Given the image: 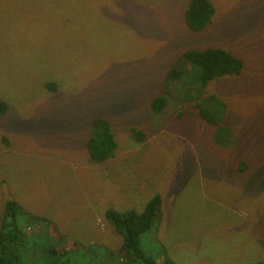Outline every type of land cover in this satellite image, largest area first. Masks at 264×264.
<instances>
[{"label":"rangeland","instance_id":"1","mask_svg":"<svg viewBox=\"0 0 264 264\" xmlns=\"http://www.w3.org/2000/svg\"><path fill=\"white\" fill-rule=\"evenodd\" d=\"M211 1L213 21L195 34L186 0H0V222L14 199L64 237L19 215L21 264H95L76 242L119 248L105 210L140 211L154 194L162 219L140 238L146 251L162 243L177 264L264 259V0ZM207 45L245 63L206 89L226 102V148L190 104L149 106L182 52ZM97 116L117 143L101 163L85 145Z\"/></svg>","mask_w":264,"mask_h":264},{"label":"trees","instance_id":"2","mask_svg":"<svg viewBox=\"0 0 264 264\" xmlns=\"http://www.w3.org/2000/svg\"><path fill=\"white\" fill-rule=\"evenodd\" d=\"M214 14L215 7L211 0H186L183 11L184 25L192 33L200 34L211 25ZM244 67L243 57L227 48L218 45L188 48L168 68L161 91L150 99L149 106L154 114H158L172 97L190 104L202 121L213 126L212 136L215 144L221 148L230 147L236 141V134L224 123L226 102L218 94L207 93L206 89L209 83L216 79L240 76ZM45 87L56 90V84L53 82L47 83ZM6 108L7 104L0 101V115ZM132 135L137 140L143 139L141 131L134 130ZM85 145L88 156L94 163H101L113 155L117 143L107 119L100 116L92 119ZM237 166L239 171L244 169L240 161ZM161 206V196L154 194L140 211L107 208L104 216L121 237L119 248L108 249L97 244L83 246L76 242L77 247L89 251L91 261L95 264H177L168 255L162 243L156 253L148 252L140 246V238L161 221ZM19 215L46 222L57 237L64 238L56 230L53 221L34 216L16 200L8 199L3 205L0 222V264H21L18 250L23 246L26 234L17 221ZM100 251L102 252L99 253ZM245 264H264V259Z\"/></svg>","mask_w":264,"mask_h":264}]
</instances>
